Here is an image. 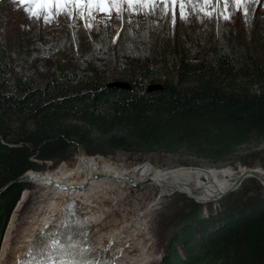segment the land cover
<instances>
[{
    "label": "trees",
    "instance_id": "1",
    "mask_svg": "<svg viewBox=\"0 0 264 264\" xmlns=\"http://www.w3.org/2000/svg\"><path fill=\"white\" fill-rule=\"evenodd\" d=\"M255 27L249 42L231 34L211 47L203 40L202 45L178 40L177 50L159 47L155 28H134L118 40L125 47L117 57L111 55L110 36L105 49L110 61L101 63L95 52V60L85 58L94 62L91 69L75 54V66L51 62L46 80L38 78L34 65L48 62L47 46L0 40V248L26 186L18 178L43 167L39 161L56 164L83 149L184 152L220 162L260 144L264 16ZM115 65L126 76L136 71L143 76L123 80L129 87L108 85L111 73L99 70ZM151 84L160 86L150 89ZM250 199L251 210L242 200L219 216L201 218L203 205L192 200L188 224L166 238L163 264H264V206L258 205L264 194L245 198Z\"/></svg>",
    "mask_w": 264,
    "mask_h": 264
},
{
    "label": "rangeland",
    "instance_id": "2",
    "mask_svg": "<svg viewBox=\"0 0 264 264\" xmlns=\"http://www.w3.org/2000/svg\"><path fill=\"white\" fill-rule=\"evenodd\" d=\"M254 9L255 11L250 16L247 23L242 14L237 12L230 21H224L217 18L209 19L202 14H199V19H197L196 16H191L188 21H182L178 18L175 26L171 25L168 19H163L158 20V23L151 27L146 26L144 28L146 30L155 28L156 33L154 41L158 43L159 47H164L165 44H167L169 46L171 45L176 50L180 48V42H192L195 45H202V40L204 46L208 45L211 47L221 38L225 36L228 37L231 34H234L240 40L249 42L255 38V24L257 18L259 19V17L264 16V3L254 5ZM124 27L126 28L128 26L125 25ZM114 30V28L106 29L109 34ZM220 31L222 32L221 37H219ZM73 34L78 38V44L73 41ZM128 35V32L123 31L121 38L125 37L126 39ZM109 38L110 35L102 39L101 33H98L95 30L89 33L87 30L79 26V22H77V27L75 29L67 27L63 21L59 24L52 25L45 24L43 21L34 23L28 19L22 6L14 4L12 0H0V40L12 41L14 43L22 44L24 47L35 42H41L42 47H48V62H44L41 65H34L38 78H42V80L48 79L46 76L48 73L47 69L51 62L60 65L67 63L75 66L76 62L79 60L75 54L81 56V59H83L82 61L86 62V65L91 69L96 66L93 61H86V59H88V56H92L94 60L95 58H98L95 52L102 55V57H99L101 63L110 61L112 56H114V58L117 57L118 51L123 49L125 44H119L118 41L113 43L111 46V49L113 48L111 52L113 53L109 58V53L105 50L109 47ZM178 40H180V42H178ZM94 43L100 44V47L94 49ZM122 71H124V68L116 65L108 68L101 66L99 70L102 75L111 73L110 76L105 77L107 80H125L129 78H140L143 76L140 71H134V75L129 76L124 75ZM83 154L127 164L151 163L154 165L159 164V166L164 167H226L232 169L237 174L243 168H255L264 172V140L258 145L251 144L249 146H244L238 150V152L229 156L228 159L220 162L188 155L184 152L171 153L165 151H152L135 153L119 150L114 152L88 153L83 149H79L68 159L62 160L63 162L60 161L61 163L58 162L55 164L52 160H47L44 163L39 161L40 166L43 165V167L32 169V171L36 170L35 172H37V170H39L44 172L46 170H57L65 164L72 163ZM244 161H251V164H245ZM237 174H235V176ZM24 182H26V186L23 189L21 199L18 201L11 214L0 248L1 255L5 237L11 223L13 222V226L11 227L10 244L7 248V256L3 257L4 264H8V260L12 258L10 256V247L16 242L21 227L25 225L26 217L29 215L30 211H32L33 204L38 194L33 181L24 180ZM233 182V191L221 195L218 199L208 200L196 199L188 191L179 189L178 191L164 196L161 194L160 186L147 185L142 189L132 192L135 196H142L147 193L148 197L146 200L141 199L137 201L132 198L131 200H124L116 205H113L112 202L107 209L108 211L113 212L103 219L101 223L102 225L109 226L115 225V223L118 225L120 222L127 220L129 216L132 217L136 212H140V208H145L146 206L151 207L148 209L149 216L147 217L146 224L141 227L143 230L142 240H145L144 243L149 247L150 251L152 250V252L148 254L153 253V257L158 259L157 264H163V258L166 254V238L169 237L171 231L172 235L168 238L170 240L173 233L188 224L187 222L189 218L187 211H190V209L193 208L191 205L192 200H197L203 205L200 207V212H198V218H201L203 216H219V214L225 211V209L237 208V206H240L242 200H244L242 203H246L244 209L247 211L251 210L252 207L250 208L249 206L255 203L254 199L245 200V198L252 194H264V182L256 176H246L237 184L235 180ZM258 205L264 206V203ZM98 231V229L94 231V236L97 235Z\"/></svg>",
    "mask_w": 264,
    "mask_h": 264
},
{
    "label": "bare ground",
    "instance_id": "3",
    "mask_svg": "<svg viewBox=\"0 0 264 264\" xmlns=\"http://www.w3.org/2000/svg\"><path fill=\"white\" fill-rule=\"evenodd\" d=\"M250 169L264 176L263 171ZM250 169L243 168L237 174L226 167L127 164L83 154L57 170H46L41 174L30 170L22 180L33 181L38 194L25 225L10 247L12 258L7 263L21 264L31 256L36 238L42 233L53 236L68 216L78 225V240L91 249L87 253L92 259L89 255L88 259L96 263L102 260V264H157L158 259L153 253L148 254L152 250L142 240L141 227L146 224L151 207H142L134 216L110 226L101 223L113 212L107 207L112 202L116 205L132 198L146 200L147 193L135 196L132 192L147 185L160 186L164 196L179 189L200 200L218 199L233 191V181L247 176ZM51 179L59 185L51 184ZM12 224L2 246L0 264H4L3 257L7 256ZM96 229L99 231L94 236Z\"/></svg>",
    "mask_w": 264,
    "mask_h": 264
},
{
    "label": "snow or ice",
    "instance_id": "4",
    "mask_svg": "<svg viewBox=\"0 0 264 264\" xmlns=\"http://www.w3.org/2000/svg\"><path fill=\"white\" fill-rule=\"evenodd\" d=\"M23 7L30 21L52 25L61 21L69 28L79 26L89 33L95 30L101 38L111 36L110 43H116L127 31L131 36L134 28L151 27L158 20L168 19L175 26L177 19L188 21L199 14L213 19L230 21L239 12L247 23L255 11L254 5L264 0H12ZM128 27L125 28L124 26ZM23 27V26H22ZM114 28L109 34L106 29ZM139 35H147L141 32ZM73 41L78 38L73 34ZM100 44L94 43V49ZM91 58V56H89ZM91 251L74 243L64 244L53 239L48 250L40 258L33 257L24 264H93L85 258Z\"/></svg>",
    "mask_w": 264,
    "mask_h": 264
},
{
    "label": "water",
    "instance_id": "5",
    "mask_svg": "<svg viewBox=\"0 0 264 264\" xmlns=\"http://www.w3.org/2000/svg\"><path fill=\"white\" fill-rule=\"evenodd\" d=\"M108 85H113V86H121V87H129V84L126 81L123 80H109ZM158 86H160L159 84H151L149 86L150 89H154L157 88ZM42 171H37L36 174H41ZM256 176L258 178H260L263 182H264V176L256 174V172H254L252 169H250V171H248L247 176ZM246 176L243 175V177H241V179H237L236 184L241 182V180ZM23 179V175L19 176L18 180H22ZM221 195V194H220ZM218 195V196H220ZM196 198V197H195ZM197 199V198H196Z\"/></svg>",
    "mask_w": 264,
    "mask_h": 264
}]
</instances>
